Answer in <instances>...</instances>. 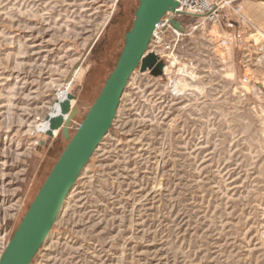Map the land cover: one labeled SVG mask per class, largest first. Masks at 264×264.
Masks as SVG:
<instances>
[{"label":"rangeland","instance_id":"obj_1","mask_svg":"<svg viewBox=\"0 0 264 264\" xmlns=\"http://www.w3.org/2000/svg\"><path fill=\"white\" fill-rule=\"evenodd\" d=\"M138 5L0 0V257L68 143L37 125L69 89L74 134ZM232 7L264 37V0H233L167 73L137 69L32 264H264V63L221 44L245 31Z\"/></svg>","mask_w":264,"mask_h":264},{"label":"water","instance_id":"obj_2","mask_svg":"<svg viewBox=\"0 0 264 264\" xmlns=\"http://www.w3.org/2000/svg\"><path fill=\"white\" fill-rule=\"evenodd\" d=\"M177 5V0H139L118 61L74 134L70 126L78 112L71 105L75 95L68 93L64 100L57 99L60 113L46 116V134L54 137L55 131H62L68 143L4 249L0 264H32L48 242L78 179L109 133L133 73L139 69L156 76L163 74L164 62L148 53V48L163 16ZM175 25L184 31L180 21Z\"/></svg>","mask_w":264,"mask_h":264},{"label":"built area","instance_id":"obj_3","mask_svg":"<svg viewBox=\"0 0 264 264\" xmlns=\"http://www.w3.org/2000/svg\"><path fill=\"white\" fill-rule=\"evenodd\" d=\"M177 2L176 9L167 12L156 27L148 48V53L156 54L159 60L164 62L163 74L167 73V69L179 59L178 49L184 37L194 29L203 28L208 24H218L223 16V10L230 6L233 0H177ZM240 9V7L234 9L238 16L236 21L240 22L245 31L241 32L242 35L234 37L233 42L232 39H225L221 44L225 47L235 42L244 44L242 65L246 71L252 69L255 62L264 63V37L259 41L253 40L254 37L249 38L261 32L241 13ZM175 21L181 22L184 31L176 27ZM245 33L247 41L244 38ZM174 80L172 79L171 82ZM248 82L249 77L244 75L242 83Z\"/></svg>","mask_w":264,"mask_h":264},{"label":"bare ground","instance_id":"obj_4","mask_svg":"<svg viewBox=\"0 0 264 264\" xmlns=\"http://www.w3.org/2000/svg\"><path fill=\"white\" fill-rule=\"evenodd\" d=\"M183 86H185V83L182 82V80H179V81H172V84H171V87L173 88L174 91H180V90H183ZM185 88V87H184ZM69 93V89H66V90H60L59 91V99L60 100H64L67 95ZM73 103L74 101L71 100V105L73 106ZM60 113V104L59 103H56L55 106L52 107V110H51V115L55 116V115H58ZM49 128V122L48 121H42L41 123H39L37 125V130L39 131H43V132H46ZM58 131H55V135L57 134ZM59 133V132H58Z\"/></svg>","mask_w":264,"mask_h":264}]
</instances>
